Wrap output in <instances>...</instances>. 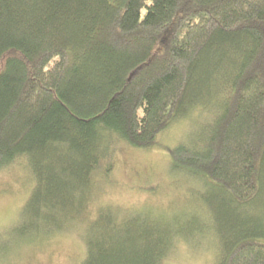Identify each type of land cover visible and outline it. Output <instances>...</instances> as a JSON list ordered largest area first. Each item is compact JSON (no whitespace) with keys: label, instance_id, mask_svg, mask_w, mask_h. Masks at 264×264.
Returning <instances> with one entry per match:
<instances>
[{"label":"trees","instance_id":"1","mask_svg":"<svg viewBox=\"0 0 264 264\" xmlns=\"http://www.w3.org/2000/svg\"><path fill=\"white\" fill-rule=\"evenodd\" d=\"M196 103L210 114L164 145L170 167L232 208L224 230L201 198L223 221L216 264H264V0H0V169L24 158L34 182L0 238H47L81 215L79 264H163L170 224L83 211L114 167L111 141L156 146Z\"/></svg>","mask_w":264,"mask_h":264},{"label":"rangeland","instance_id":"2","mask_svg":"<svg viewBox=\"0 0 264 264\" xmlns=\"http://www.w3.org/2000/svg\"><path fill=\"white\" fill-rule=\"evenodd\" d=\"M217 80L215 76L211 79L214 84L212 91L218 84ZM209 88L210 85L202 91ZM208 114V106L196 103L159 134L160 144L148 149L131 146L122 139L111 141L109 149L114 167L107 173L100 171L95 174V187L86 211H83L86 212L84 219L91 221L99 206L104 205L122 210L129 208L134 214L139 213L140 218H159L161 224L160 219L170 224L174 236L163 264H216L220 239L216 227L218 222H223L220 220L224 219V212L223 223L227 227L224 230L230 229L232 208L222 205L214 190L201 188L203 184L194 176L173 170L170 152L164 147L189 142ZM33 185L24 158L0 169V233L17 220ZM263 196L264 192L254 205L262 207L259 209L262 215ZM202 197H211L215 202L220 220L215 215L210 218ZM227 214L230 215L229 222ZM73 221L69 220L66 229L57 234L38 240H23L18 245L1 237L0 243L6 241L5 247L0 244V264H79L86 256L83 235L87 226L84 227L85 220L81 222V215Z\"/></svg>","mask_w":264,"mask_h":264}]
</instances>
